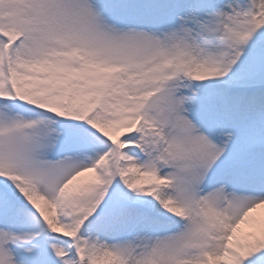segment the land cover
<instances>
[{
  "label": "snow or ice",
  "instance_id": "obj_1",
  "mask_svg": "<svg viewBox=\"0 0 264 264\" xmlns=\"http://www.w3.org/2000/svg\"><path fill=\"white\" fill-rule=\"evenodd\" d=\"M260 209L264 0H0V264H264Z\"/></svg>",
  "mask_w": 264,
  "mask_h": 264
},
{
  "label": "rangeland",
  "instance_id": "obj_2",
  "mask_svg": "<svg viewBox=\"0 0 264 264\" xmlns=\"http://www.w3.org/2000/svg\"><path fill=\"white\" fill-rule=\"evenodd\" d=\"M257 214H258V215H264V209H260V210H258ZM242 231H247V229L244 228V229H242Z\"/></svg>",
  "mask_w": 264,
  "mask_h": 264
}]
</instances>
